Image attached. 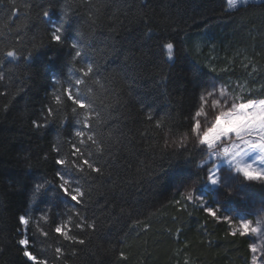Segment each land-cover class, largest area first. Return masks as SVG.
I'll return each mask as SVG.
<instances>
[{
  "label": "trees",
  "instance_id": "obj_1",
  "mask_svg": "<svg viewBox=\"0 0 264 264\" xmlns=\"http://www.w3.org/2000/svg\"><path fill=\"white\" fill-rule=\"evenodd\" d=\"M212 79L243 100L264 98V1L0 0V264H33L21 231L24 250L47 264H252L251 235L196 201L176 203L193 187L207 192L191 126ZM68 87L89 107L72 104ZM58 172L66 187L78 182L82 202L59 187ZM240 186L264 197V184ZM228 204L245 203L231 195Z\"/></svg>",
  "mask_w": 264,
  "mask_h": 264
},
{
  "label": "rangeland",
  "instance_id": "obj_2",
  "mask_svg": "<svg viewBox=\"0 0 264 264\" xmlns=\"http://www.w3.org/2000/svg\"><path fill=\"white\" fill-rule=\"evenodd\" d=\"M253 1L264 0H228L229 8H236L242 4ZM219 101V104L217 103ZM249 101H256L255 106H251L243 109L247 113L243 119H238L235 116H226L222 122L218 120L220 113L230 111L241 103H248ZM263 99L243 100L238 94L235 95L221 83L216 80H211L210 85L202 97V104L198 113L197 125L201 123L202 130L195 129V137L201 144V147L205 150L206 157L202 162L206 166L208 175L207 192L195 191L186 187L187 194L193 193L195 201L202 208L216 209L218 215L223 217H230L233 219L232 223L228 224L236 231L240 232L241 220H252L254 226L260 229L258 234L251 235L253 240L252 244H255L258 248L256 253H252L253 258L256 260V264H264V197H256L250 195L245 187H241L242 182H250L242 173L237 171V163L244 165L252 164L258 169L264 170V161L259 160V152H248L247 155L242 156L238 152L233 151L232 154L223 155L224 149L230 147L233 141L224 140L216 142V134L207 137L204 143H201L200 137L203 136L207 130L214 126L216 123H220V128L217 134L225 135L227 132H235L237 130H244L245 127L251 130L252 134L264 133V107L261 106ZM209 144H215V147H209ZM243 151V149L241 150ZM215 176L217 183H212L210 177ZM264 184V180L252 181ZM192 187V185H191ZM216 196L213 200H209L207 193L209 191H215ZM234 195L238 197L244 205L238 206V209L232 208L228 204V197ZM200 202V203H199Z\"/></svg>",
  "mask_w": 264,
  "mask_h": 264
},
{
  "label": "snow or ice",
  "instance_id": "obj_3",
  "mask_svg": "<svg viewBox=\"0 0 264 264\" xmlns=\"http://www.w3.org/2000/svg\"><path fill=\"white\" fill-rule=\"evenodd\" d=\"M52 6L53 5H51L50 8ZM49 14H50L49 11H45L43 13V15L45 17H48ZM62 37H63V27L62 26H59V27L54 26L53 30L50 31V40L55 41L57 43H60V42H62ZM72 47L74 49H76L77 45L74 43L72 45ZM167 48L169 49V52L171 53L172 49L174 48V45L170 43L167 45ZM8 55L12 56V55H14V53L9 52ZM81 55L82 54L80 51L75 52L76 57H79ZM91 70H92V68L89 67L87 69V72L85 73V75H87V73H90ZM56 83H59V81H56ZM75 83H76V85H80L82 83V81L77 79L75 81ZM64 91L67 95L68 100L71 101V103L74 104L79 109H86L89 107V105L86 101L78 100L77 97L75 95H73L72 88H70V87L65 88ZM56 101H57V103H59V101H60L59 96H56ZM217 103L219 104V101H217ZM255 105H256V101H249L248 103H241V104L237 105L235 108L231 109L230 111H225V112L220 113L218 120L220 122H222L226 116H235L238 119H243L247 115V113H245L243 111V109L251 107V106H255ZM261 106L264 107V101L261 102ZM76 107H74L73 111L76 110ZM45 111L47 112V114L49 116L52 115V113H53V109L51 107H48ZM197 120H199V119H196L193 122L191 128L197 129L199 127V129L202 130V125L200 123L198 126ZM84 126L85 127H91V125L88 122H85ZM37 127H39V125H37ZM219 128H220V123H216L214 126L210 127L207 130V132L203 136L200 137L201 143H204L206 141L207 137L216 134V142H221V141H224L226 139L229 141L234 140V143H232V145L230 147H227L224 149L223 155L228 156V155L232 154L233 151H236L240 155L245 156L248 154V152L258 151L260 154L259 160L264 161V133L252 134L251 130H249V129H247V127H245V129L242 131L237 130L235 132V134L230 131V132H227L225 135H219V134H217ZM75 135L77 137H83L85 134L83 131H76ZM88 139L92 140V136L89 135ZM208 146L209 147H215V144H209ZM242 149H243V151H241ZM79 153H80V149L78 147H76L75 145H73V155H77ZM56 163L58 165L64 166L67 163V161L65 159L61 158V159L57 160ZM82 163H83V165H86L89 169H92V171H94L96 173H100V171H101V169L98 167L93 168V165L87 159H84ZM77 170H79L80 172H83V168H80L79 166H77ZM237 171L242 173L249 181L264 180V170L258 169L252 164L244 165V164H241L238 162L237 163ZM57 175L59 177V180L61 181L59 183V187L71 198V200L73 202H77L78 204L80 202H82V198L85 196V192L81 189L78 182L74 188L70 189L69 187H66L65 185L72 183V181L66 180L65 175H61L59 172L57 173ZM210 179H211L212 183H217V179L215 176H211ZM42 187H43V185H38L37 189H40ZM182 201H184V202L195 201V196L193 193L190 192L187 195H183L181 197V199H178L176 201V203L181 204ZM202 210H204L208 216H210L216 220L222 219L220 217V215H218V212L216 209L203 208ZM76 215L79 217L80 213L77 212ZM223 220H226L229 223L233 222V219L230 217H223ZM17 221H18V226L21 229H25L29 223L26 214L19 215L17 217ZM78 226L81 229H84L85 227H90L92 229H95L96 223L93 222L90 225H86V223H80ZM55 232L57 234H59L60 236L65 237L66 239L72 241L73 243H76V242H78L79 244L85 243L84 239H79L77 241L76 238L72 237L69 234V232H66L64 230L63 225H58L55 228ZM259 232H260V229L256 226H254V222L252 220H241L240 221V232H239L240 235L247 237V236H250L253 234H258ZM44 235L47 236V233L45 232ZM231 235L236 236L237 232H232ZM20 236H21V238L19 239L18 243L21 246L23 257H25L28 261L33 262V264H47V261H43V262L39 261L38 257L31 250H24V249L29 248L30 240L26 237L24 231H21ZM250 250L252 253H256L258 251V248L255 244H252V245H250ZM56 251L60 252V251H62V249L58 248V249H56ZM119 256H120L121 260L127 259V257L125 256V254L123 252H121L119 254ZM253 264H256L255 258H253Z\"/></svg>",
  "mask_w": 264,
  "mask_h": 264
}]
</instances>
